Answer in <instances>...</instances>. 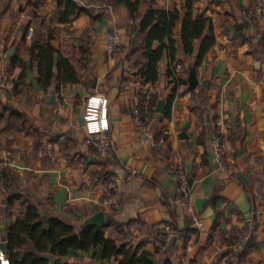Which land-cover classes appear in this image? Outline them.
<instances>
[{
	"label": "crops",
	"instance_id": "1",
	"mask_svg": "<svg viewBox=\"0 0 264 264\" xmlns=\"http://www.w3.org/2000/svg\"><path fill=\"white\" fill-rule=\"evenodd\" d=\"M69 1L86 12L61 23L58 0H41L38 8L27 0H0V74L13 84L23 74L19 94L0 88V149L9 152L2 168L18 176L7 193L0 185V234L19 217L17 206V214L4 217L13 193L76 230L103 211L119 225L105 228L104 237L148 253L154 264H264V0H130L137 5L135 20L118 0ZM188 2L192 19L209 20L215 40L195 71L198 83L192 89L189 62L197 50L186 56L180 40ZM255 5L254 16L243 13ZM149 6L178 18L170 35L174 60L163 52L154 82L138 74L144 58L133 50ZM113 31L119 45L108 53L105 39ZM161 43L168 40L152 45ZM47 44L72 62L77 82L59 84L55 66L47 86L37 82L31 47ZM12 56L17 62L10 67ZM53 58L55 64L56 53ZM93 95L104 98L100 110L86 107ZM150 95L163 102L164 113L154 107L139 123L132 111ZM220 118L226 172L214 171L211 146ZM100 131L113 145L106 157L83 144L88 134ZM162 134L163 145L155 146ZM177 165L191 179L185 204L174 201ZM107 173L122 179L121 198L111 208L99 204L100 180ZM165 225L171 233L166 241L159 239ZM60 259L61 264H117L114 258L98 260L93 249H70ZM0 262L7 264L2 254Z\"/></svg>",
	"mask_w": 264,
	"mask_h": 264
},
{
	"label": "trees",
	"instance_id": "2",
	"mask_svg": "<svg viewBox=\"0 0 264 264\" xmlns=\"http://www.w3.org/2000/svg\"><path fill=\"white\" fill-rule=\"evenodd\" d=\"M34 8H38L41 0H27ZM124 3L132 19H136L137 5L130 0H118ZM190 2L186 4L187 12L182 20L180 31V40L183 46L184 54L192 56L194 49L196 54L189 62V67L196 71L201 64L206 52L214 44V34L211 23L207 18L201 15L194 19L191 17ZM58 7H63L60 12L59 22H69L68 17L79 12H86L85 9L79 8L69 0H58ZM177 16L173 13L165 12L162 9L149 6V9L142 15L138 30L135 31V39L139 41L133 48L134 51H142L144 64L138 71V74L143 78L144 82H154L157 78L156 64L162 57L164 51L168 52L171 61L174 60L175 50L173 41L170 39L171 29ZM26 27L23 31L22 38L26 36ZM167 39L168 43H161L157 47H153V42H162ZM243 40V39H242ZM240 40V41H242ZM194 41H197L194 46ZM57 54V62L54 64V54ZM31 54L37 57L38 61V79L37 82L42 86H47L52 80L54 73L52 68L55 66V79L59 84L75 83L78 81L76 71L69 59L64 58L60 52L55 51L50 45L36 46L32 45ZM17 62V57L12 56L10 67ZM23 74L14 81V89L12 95H17L21 92L23 84ZM146 100V99H145ZM144 99H141L137 109H143ZM156 99L152 95L149 96L147 103L149 113L155 107ZM12 114L20 117L14 111ZM92 147L91 145H89ZM105 175V174H104ZM103 177V176H102ZM18 182V176L11 172L8 167H4L0 171V185L3 192L12 190ZM7 211L4 214L6 219H9L10 214L15 211L18 213V218L15 222H9L6 225L3 234H0V242H6V251L1 253L7 264H52L42 257L43 254H51L53 257H65L68 251L82 250L87 251L93 249L97 254L98 260L114 258L117 264H154L149 259V254L146 252L137 253V250H132L125 244L117 246L114 239L104 237L103 230L109 226L119 225L113 222H106L101 228L95 226L76 230L72 225L64 223L56 218H48L45 220L43 215L39 213L38 208L34 203H31L27 196L15 195L10 193L6 199ZM17 206V208H14ZM22 214V215H21ZM21 215V216H20ZM120 257V259L118 258ZM1 264V262H0ZM61 264V263H60ZM163 264H171L169 260H165Z\"/></svg>",
	"mask_w": 264,
	"mask_h": 264
},
{
	"label": "built area",
	"instance_id": "3",
	"mask_svg": "<svg viewBox=\"0 0 264 264\" xmlns=\"http://www.w3.org/2000/svg\"><path fill=\"white\" fill-rule=\"evenodd\" d=\"M259 11V8L255 5L252 9L248 11H244L243 13L246 16H254ZM257 39H260V34L256 35ZM119 45V37L116 32H111L106 36L105 39V49L108 53H113L118 48ZM182 69V66L177 63L175 65V71L178 72ZM0 88H3L8 91H12L14 88L13 81L8 79L5 73L0 74ZM149 100V96L146 97L143 109H133L132 114L133 118L139 123H143L148 118L149 109L147 106ZM104 98L99 95H93L88 98L86 101V107L93 110H100L103 106ZM224 123L222 119H217L215 122V130L211 137V146L213 148V163H214V171L226 172L229 167L224 159L222 154L223 148L225 145V140L223 136L219 133L221 127H223ZM164 142V135H160L155 141L154 145L161 147ZM83 144L85 146L91 145L95 151L103 156H109L113 151V145L111 140L109 139L107 133L100 131L97 133L88 134L84 140ZM9 152L5 149H0V170L1 168L7 164ZM174 177L177 182V190L178 194L175 198L176 203L185 204L189 202L190 198V188L188 184V177L185 174L183 167L181 165H177L174 169ZM121 183L122 179L115 173H107L103 175L100 180V199L99 204L103 208H111L115 206L121 198ZM196 227L202 229L203 225L200 221L194 222ZM171 233L169 232V226L165 225L161 234L159 235L160 240H168Z\"/></svg>",
	"mask_w": 264,
	"mask_h": 264
},
{
	"label": "water",
	"instance_id": "4",
	"mask_svg": "<svg viewBox=\"0 0 264 264\" xmlns=\"http://www.w3.org/2000/svg\"><path fill=\"white\" fill-rule=\"evenodd\" d=\"M188 89H192L196 86L198 83L197 77L195 74V71L193 68L189 67V73H188ZM202 85L204 82L201 83ZM154 111L157 113H164V106L163 102L159 100L156 103V106L154 108ZM191 179H188V184L190 185ZM43 218L45 220H48L47 215H43ZM109 220V217L103 212V211H97L93 215L87 217L84 219V221L79 225L80 230H84L90 227H97L101 228L105 225V223ZM7 243L6 242H0V251L3 253L6 251ZM42 257L46 259L47 261L51 262L52 264H60L62 261L60 257H53L51 254H43Z\"/></svg>",
	"mask_w": 264,
	"mask_h": 264
}]
</instances>
